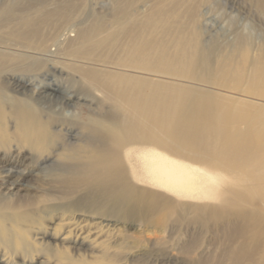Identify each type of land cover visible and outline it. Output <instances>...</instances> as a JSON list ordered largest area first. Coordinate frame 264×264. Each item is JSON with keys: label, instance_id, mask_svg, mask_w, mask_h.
<instances>
[{"label": "rangeland", "instance_id": "374dc122", "mask_svg": "<svg viewBox=\"0 0 264 264\" xmlns=\"http://www.w3.org/2000/svg\"><path fill=\"white\" fill-rule=\"evenodd\" d=\"M261 1L0 0V46L16 53L0 54V158L24 146L15 159L27 171L29 206L50 205V221L57 214L107 220V244L86 243L82 254L93 252L99 264H264V136H255L264 134ZM110 72L129 75L128 119L111 118L122 110L102 90L113 88ZM9 75L31 80L28 98L58 78L73 105L46 100L39 113L11 91ZM16 110L35 118L12 129ZM38 120L48 123L49 139L23 142L29 131L38 138ZM72 129L88 151L106 139L107 160L129 147V161L105 167L97 157L77 172L69 158L40 168L23 157H43ZM115 134L124 147L109 143ZM155 155L191 172L195 185L179 186L187 195L153 179L148 157ZM12 192L0 190V201L15 202ZM247 212L261 214L250 227Z\"/></svg>", "mask_w": 264, "mask_h": 264}, {"label": "bare ground", "instance_id": "6f19581e", "mask_svg": "<svg viewBox=\"0 0 264 264\" xmlns=\"http://www.w3.org/2000/svg\"><path fill=\"white\" fill-rule=\"evenodd\" d=\"M27 2L31 3L33 2V0H27ZM262 6L264 7V1L262 2ZM65 7L70 8V6H65ZM160 21L162 22V20ZM32 34L33 33H30L28 35H32ZM5 48L7 47L0 46V54L3 53L16 54L14 52H7V49L5 50ZM159 54L162 55L163 53L160 52ZM19 55H23L26 58L31 57V55H26V54H19ZM41 60L49 61L51 63L54 62L53 59H48V58H43ZM9 76L14 81V87L12 88L11 91L17 96L27 97V93L31 92L30 89L31 80L24 77H15L13 75H9ZM108 76H110L111 78L110 80L113 81V82L110 81V83L112 82L111 85L113 84L112 86L113 88H111L110 84H108V86H110L109 89H102L104 95L106 99L113 102V107L115 103V105H118V107L120 106L121 108L119 109L122 110V112L121 111L117 112L116 110L111 118L117 119L119 118V114L122 116L129 115L128 113L129 109L127 107L129 106V94H128L129 75L116 74L114 72H110ZM257 77L258 78L256 79H259V75ZM59 82L60 81L58 78H48V80L43 81L41 85L38 84L37 97L28 98L29 97L28 96L26 98L29 99V101L32 103L33 105L32 109L38 110L39 113L44 112L45 108L41 106V103H44L46 100L50 102H54L56 104L59 103L64 106L73 105V102L71 100V97H73V93H71V91L67 92L66 89H62ZM26 99L20 98V103H23V101H27ZM107 106L110 107L109 105ZM116 109H118L117 106ZM29 112L24 113L19 110H16L13 113H11V115L8 117L11 118L10 123L13 124L12 129L13 127H15V129L25 128L28 119L35 118V114H34L35 111L29 110ZM122 119L123 118H121L120 120ZM37 123L43 126L42 131L38 133V138L36 140L34 139V141L31 138H28L32 134V131H29V133H26L27 134L26 136L28 137H25V140H22L23 142L26 141L31 145L38 146L42 141L49 139V135L47 133L48 123L45 124L44 121L40 122L39 120L37 121ZM81 126L83 127V125ZM81 126H79V128H82ZM49 128H51V126ZM70 128H73V126H71ZM68 132H70L69 140H67V142L62 146H58L55 147L54 149H51L50 152L46 153L43 157H35L34 155L31 156L30 153H25L23 157L30 156L34 164L39 163L40 168L50 167L53 158H58V159L69 158L73 162V166L75 169H77V172H80L79 169L82 167V163L84 160L88 162V160H93L97 157H102L103 161L101 166H105V167H110L113 163V160H116L118 157L129 161V147L124 148V150H122L123 148H121L120 150L122 153L120 154L108 153V154H113V156L110 157L111 159L107 160V157L104 156L107 155L106 152L108 151V149L105 148V146L103 145L104 143L107 144L108 141L106 139L103 140L97 138V141L100 144V146L97 148L90 149L88 151L87 149H84L83 147L78 145L79 140L76 138L78 136L77 132L73 131V129L72 131H68ZM126 135H124V137H126ZM111 136L108 137L109 139L107 138L109 140V143L110 141L112 142L113 139L114 141L112 142V144L115 143V141H117L118 144L119 141L121 142L120 143L121 146L118 144L117 145L114 144L115 145L113 146L114 148H117L116 146L124 147L126 145V144L124 145L125 143L124 141L126 140H124L123 137L121 138L124 141H121V140H115L116 138L121 139L116 134L114 135L113 138ZM119 136H123V135H119ZM255 136L257 139L262 141L263 140L262 136H264V134L262 133V130H258ZM94 140L96 139H93L92 141ZM261 146L259 147L260 149H262ZM119 148L116 149V152ZM12 149L13 152L11 153L10 158L4 156H1L0 158V161H2L3 159L8 160L6 161L7 163L3 162V164L0 165V181H2L0 190H5V191L14 190V192H12L13 193L12 195L15 197V202L13 203H11L12 201H8L6 203L0 201V264H99L101 263V262L97 263L98 257L95 254H93V252L90 253L84 252L82 254L81 251H82V246L86 243H89L90 245L93 246L107 244L108 241L106 238H104V233L106 231V228L104 227L105 225L103 224L107 220L105 219L101 220V218L99 219L95 217L91 218L85 214H78L75 216L74 215L65 216L63 214H57L55 216V221H50L49 212L52 211L50 205L41 204L36 208H32L31 206H29L31 200L28 197V194H26V190L28 189V186L26 185L25 180H23V174L27 173V171L25 172L23 169L18 168L16 166L17 160L15 159L16 156L22 151V149H24V146L16 145ZM120 150H118V152ZM157 157L156 155L148 157L149 159L148 163L150 167L149 172L152 174L153 179L157 181L159 185L164 186L177 194L187 195V193L184 192L182 188H179V186L183 187L188 185L186 187L190 188V185L191 187L195 185V183L194 184L192 183L193 178L190 177L191 172L189 170H185V169L182 170L178 167H175L174 165H170L174 162H170V163L166 162L169 160L166 161L159 160L161 156L159 159ZM22 161L23 159L20 160V162ZM54 166H56L55 163ZM59 166L63 167L62 163L58 162L57 167ZM161 181H164L169 185L166 186L162 185V183H160ZM260 216L261 214L258 213L253 214L252 212L250 213L247 212L243 214L244 217L243 220L245 219L244 221L246 223L247 221H249L247 227H250V225H254L251 223H255L256 220H259ZM256 244L258 247L260 246L259 245L260 243L256 242ZM231 256L233 258V261L237 262L240 256L239 249L233 248L231 250ZM249 260L254 261L253 255L249 256ZM110 264H115V263H110Z\"/></svg>", "mask_w": 264, "mask_h": 264}]
</instances>
